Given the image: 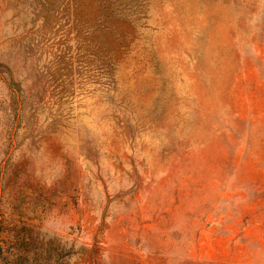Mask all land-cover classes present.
I'll use <instances>...</instances> for the list:
<instances>
[{
	"label": "rangeland",
	"instance_id": "374dc122",
	"mask_svg": "<svg viewBox=\"0 0 264 264\" xmlns=\"http://www.w3.org/2000/svg\"><path fill=\"white\" fill-rule=\"evenodd\" d=\"M0 264H264V0H0Z\"/></svg>",
	"mask_w": 264,
	"mask_h": 264
}]
</instances>
